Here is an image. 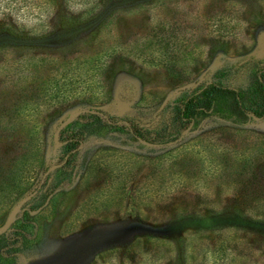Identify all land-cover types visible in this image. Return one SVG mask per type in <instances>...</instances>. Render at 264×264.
Here are the masks:
<instances>
[{"label": "rangeland", "instance_id": "1", "mask_svg": "<svg viewBox=\"0 0 264 264\" xmlns=\"http://www.w3.org/2000/svg\"><path fill=\"white\" fill-rule=\"evenodd\" d=\"M21 10L0 12L27 33L0 42V235L27 238L0 264H264V114L175 126L210 82L256 92L264 0Z\"/></svg>", "mask_w": 264, "mask_h": 264}, {"label": "trees", "instance_id": "2", "mask_svg": "<svg viewBox=\"0 0 264 264\" xmlns=\"http://www.w3.org/2000/svg\"><path fill=\"white\" fill-rule=\"evenodd\" d=\"M37 1V0H35ZM41 2H49L55 8H64L67 6L68 0H40ZM32 3V0H2L0 2V12L9 17L22 11L21 9L27 8ZM55 13V12H54ZM66 13V12H65ZM63 13V14H65ZM15 15V14H14ZM64 19L70 21H76L80 19V16L75 15L71 17L66 13L63 15ZM9 21L14 22V18ZM27 33L22 28H17L12 24L3 21L0 22V42H5L10 37L24 38ZM2 48V47H1ZM260 74H264V69L260 71ZM219 109L224 110V114L228 116H235L241 118L245 113L249 112L256 116H262L264 114V79L260 80L257 85L256 92L251 96L246 94L244 89L231 88L229 86L221 85L219 83L210 82L203 87L199 92H194L189 96L182 99L180 105L177 107V125L196 122L203 118L208 117L213 111ZM175 127V128H176ZM131 130L135 136L142 137L144 139H153L157 135L162 138L169 134L170 131H163L160 134L154 133L151 137L147 136L145 130L139 129L131 125ZM16 171L19 170L18 166H15ZM11 171V170H10ZM14 172V171H12ZM10 178V174L7 175ZM238 210H233L227 218L233 221L238 219L240 214ZM28 217V212H25ZM27 219V218H26ZM27 232L20 227L9 229L0 235V259L6 260L16 253L18 246H22L27 238ZM16 241L18 244L16 245Z\"/></svg>", "mask_w": 264, "mask_h": 264}, {"label": "water", "instance_id": "3", "mask_svg": "<svg viewBox=\"0 0 264 264\" xmlns=\"http://www.w3.org/2000/svg\"><path fill=\"white\" fill-rule=\"evenodd\" d=\"M33 211H34L33 209H29V210H28L29 213H32Z\"/></svg>", "mask_w": 264, "mask_h": 264}]
</instances>
